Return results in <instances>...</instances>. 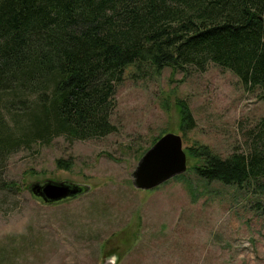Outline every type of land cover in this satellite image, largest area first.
Returning <instances> with one entry per match:
<instances>
[{
    "label": "rangeland",
    "instance_id": "1",
    "mask_svg": "<svg viewBox=\"0 0 264 264\" xmlns=\"http://www.w3.org/2000/svg\"><path fill=\"white\" fill-rule=\"evenodd\" d=\"M178 100L196 123L185 135ZM112 106V133L62 135L8 158L0 172V264H264L259 188L203 182L187 156L185 173L157 189L137 191L131 179L139 158L167 133L181 137L183 150L246 153L250 130L264 118L261 93L214 64L203 72L128 66ZM46 180L86 191L45 205L29 186Z\"/></svg>",
    "mask_w": 264,
    "mask_h": 264
},
{
    "label": "trees",
    "instance_id": "2",
    "mask_svg": "<svg viewBox=\"0 0 264 264\" xmlns=\"http://www.w3.org/2000/svg\"><path fill=\"white\" fill-rule=\"evenodd\" d=\"M209 64L264 97V0H0V172L36 143L112 133L128 66L203 72ZM175 109L185 135L195 120L185 101ZM248 141L246 153L226 158L204 145L184 152L203 182L264 192V118Z\"/></svg>",
    "mask_w": 264,
    "mask_h": 264
},
{
    "label": "water",
    "instance_id": "3",
    "mask_svg": "<svg viewBox=\"0 0 264 264\" xmlns=\"http://www.w3.org/2000/svg\"><path fill=\"white\" fill-rule=\"evenodd\" d=\"M185 171L186 155L181 137L167 133L152 144L137 161L131 173L132 186L137 191H150L184 174ZM85 191V186L50 180L29 186L31 196L45 205L73 199Z\"/></svg>",
    "mask_w": 264,
    "mask_h": 264
}]
</instances>
